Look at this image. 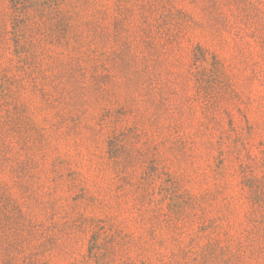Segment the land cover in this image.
Here are the masks:
<instances>
[{
    "label": "rangeland",
    "instance_id": "obj_1",
    "mask_svg": "<svg viewBox=\"0 0 264 264\" xmlns=\"http://www.w3.org/2000/svg\"><path fill=\"white\" fill-rule=\"evenodd\" d=\"M0 264H264V0H0Z\"/></svg>",
    "mask_w": 264,
    "mask_h": 264
}]
</instances>
